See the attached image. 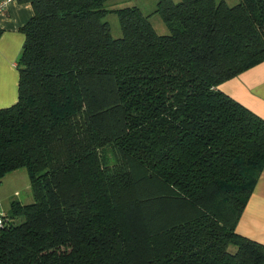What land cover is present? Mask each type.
Returning <instances> with one entry per match:
<instances>
[{
    "label": "trees",
    "instance_id": "obj_1",
    "mask_svg": "<svg viewBox=\"0 0 264 264\" xmlns=\"http://www.w3.org/2000/svg\"><path fill=\"white\" fill-rule=\"evenodd\" d=\"M20 1L0 179L25 168L34 201L0 213V264H264L236 231L264 118L218 89L264 61V0H158L167 34L114 0Z\"/></svg>",
    "mask_w": 264,
    "mask_h": 264
},
{
    "label": "crops",
    "instance_id": "obj_2",
    "mask_svg": "<svg viewBox=\"0 0 264 264\" xmlns=\"http://www.w3.org/2000/svg\"><path fill=\"white\" fill-rule=\"evenodd\" d=\"M32 13L30 3L9 0L7 10L0 16V108L17 100V61L25 41L20 28ZM218 89L264 118V61L221 83ZM236 231L264 244V170L237 221Z\"/></svg>",
    "mask_w": 264,
    "mask_h": 264
},
{
    "label": "rangeland",
    "instance_id": "obj_3",
    "mask_svg": "<svg viewBox=\"0 0 264 264\" xmlns=\"http://www.w3.org/2000/svg\"><path fill=\"white\" fill-rule=\"evenodd\" d=\"M116 1V0H114ZM158 0H117L112 2L114 8L124 6H137L145 15H149V21L158 34H167L169 32L162 18L155 13ZM178 2L179 0H173ZM227 4L232 6L237 0H226ZM110 3V2H109ZM110 25L113 37L121 36L119 19L116 13H108L104 18ZM34 201L33 192L28 173L25 168L9 172L0 179V213L8 214L11 205L14 202L28 204ZM22 217L14 218V223L22 221Z\"/></svg>",
    "mask_w": 264,
    "mask_h": 264
},
{
    "label": "built area",
    "instance_id": "obj_4",
    "mask_svg": "<svg viewBox=\"0 0 264 264\" xmlns=\"http://www.w3.org/2000/svg\"><path fill=\"white\" fill-rule=\"evenodd\" d=\"M9 0H0V16L5 13L7 10ZM1 217H0V223H1Z\"/></svg>",
    "mask_w": 264,
    "mask_h": 264
}]
</instances>
